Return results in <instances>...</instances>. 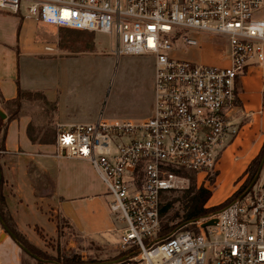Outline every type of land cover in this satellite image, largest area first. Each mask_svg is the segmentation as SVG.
Instances as JSON below:
<instances>
[{
	"label": "built area",
	"instance_id": "2783aa9c",
	"mask_svg": "<svg viewBox=\"0 0 264 264\" xmlns=\"http://www.w3.org/2000/svg\"><path fill=\"white\" fill-rule=\"evenodd\" d=\"M0 12L109 35L116 57L154 58L148 118L100 114L56 127V156L90 163L121 223L124 255L112 264H264V166L231 203L189 222L193 229L159 236L164 197L191 183L210 189L239 133L238 81L264 64V0H0ZM201 36L227 42L224 64L174 55L177 43L200 47ZM211 219L215 224L204 226Z\"/></svg>",
	"mask_w": 264,
	"mask_h": 264
},
{
	"label": "crops",
	"instance_id": "0c3cea01",
	"mask_svg": "<svg viewBox=\"0 0 264 264\" xmlns=\"http://www.w3.org/2000/svg\"><path fill=\"white\" fill-rule=\"evenodd\" d=\"M47 32L54 34L55 39L47 38ZM65 33L64 28L0 12L1 110L5 112L4 102L15 99L20 89L41 93L45 105L53 109L50 124L55 128L91 123L100 114L108 120L133 121L151 115L152 56H131L151 64L148 108L139 110L142 80L136 74L126 77L119 89L129 99H116L107 105L106 93L119 59L96 48L70 51L59 43ZM46 45L54 51L47 52ZM238 90L239 107L233 122L240 130L227 146L221 162L224 173L234 176L245 171L264 142V64L249 67L238 81ZM29 102L22 100L18 116L7 123L5 151L0 156L2 194L16 229L42 249H47L45 244L49 241L58 239V218L83 240L99 245L116 241L120 231L108 209L104 184L88 161L57 157L52 142L30 140L28 127L32 129L37 123L31 111H25ZM121 104L126 109H119ZM40 131L44 129L37 128L35 132ZM235 147L239 154L236 161L232 160ZM243 160L244 166L237 167ZM1 228L0 224V239L2 233L5 235L0 241V260L12 264L19 246Z\"/></svg>",
	"mask_w": 264,
	"mask_h": 264
},
{
	"label": "rangeland",
	"instance_id": "374dc122",
	"mask_svg": "<svg viewBox=\"0 0 264 264\" xmlns=\"http://www.w3.org/2000/svg\"><path fill=\"white\" fill-rule=\"evenodd\" d=\"M67 33L63 34L60 38V46H66L69 48L70 51H82L89 49L92 46L93 49H99L105 53H110L112 47L114 46L111 38L109 35L106 34H99L96 33L92 36V40L88 42V47L83 46V44L79 42V40L88 38L89 33L82 32V31H75L70 29H65ZM47 38H51L52 40L55 39V35L51 32H47ZM95 42V47H94ZM228 51L227 42L215 36H201V45L200 47L196 46H186L183 43H177L176 49L174 50V55L178 58H184L192 61H204V62H211L214 64H224L226 59L220 58V55H226ZM113 55V54H112ZM130 56V57H128ZM132 55H120L117 57L118 64L114 65V77L112 82L109 86L110 90L106 93V104H111L112 101H116V99H121L122 101H126L129 99L127 94H120L119 89L124 83V79L126 77H131L132 75L136 74L139 75L142 80V87L140 90L141 98H140V105L139 110L144 111L149 106V95H150V84H151V64L149 62H145L144 60L131 58ZM145 57H150L148 55H142ZM116 60V56L114 55ZM27 109L25 111H31L34 121L37 125L32 126L31 132L33 135L38 137L39 133H36L37 128H41L47 131H53L56 134V128L50 124V119L52 115V107L49 105H45L42 103L41 100L35 96L31 99L29 103H27ZM121 108L119 109H126L123 107L124 104L119 105ZM119 113L125 111H118ZM147 112V111H145ZM42 133V132H41ZM264 134V133H263ZM55 138V137H54ZM54 143V140H53ZM235 147L232 150V160L236 161L238 159V152ZM264 157V153L262 158ZM222 160L218 164L219 172L217 173V178L210 180V188L212 194L209 200L205 203L206 208H211L221 204L226 199L233 197L237 192L242 189L246 179L247 173L245 171L240 175H232V173H228L227 175L224 173V166L221 164ZM246 160H243L240 164L238 162L237 167L244 166ZM264 166V162L262 167ZM263 173H261V176ZM192 184V183H191ZM193 185H195L193 183ZM191 186V185H190ZM182 192L178 193H171L168 194L165 201L174 200V204L172 209L163 216V221H168L169 225L179 223L182 220V215L184 213L183 207L184 203L181 200ZM178 212V216L175 217L173 220H168L173 216L174 212ZM115 220V219H114ZM58 239L54 240V242H48L45 244L47 249L37 248L43 256L44 259L39 260L36 256L35 258L31 255L25 253L20 247L17 252V256L12 264H63L62 257L63 255H78L80 257L82 264H112L119 259V255L123 253L121 248V242L119 235L117 240L104 244L99 245L93 243L91 241L83 240L77 236V233L71 231V229H67V224L61 218H58ZM115 227L119 228L121 223L115 220ZM3 232L4 229L1 228ZM2 238L0 239V241ZM52 258V259H51ZM54 259V260H53ZM56 259V260H55ZM58 260V261H57ZM80 263V264H81ZM0 264H6L0 260Z\"/></svg>",
	"mask_w": 264,
	"mask_h": 264
},
{
	"label": "trees",
	"instance_id": "16d2710c",
	"mask_svg": "<svg viewBox=\"0 0 264 264\" xmlns=\"http://www.w3.org/2000/svg\"><path fill=\"white\" fill-rule=\"evenodd\" d=\"M89 35L91 36L86 38V40L85 39L79 40L80 44L82 43L83 46L88 47V42L92 40V36H93L92 34ZM62 47L65 46L62 45ZM86 50H92V46L89 47V49L86 48ZM35 96H37V98L41 100L43 104H46L41 93L33 92V91H22L20 89H18L17 96L15 99L4 102L3 108L7 113V118L5 121H3V119L0 118V156L5 151L4 139H5L7 123L18 116L21 109L22 100L25 99L27 101H31V99L34 98ZM28 135L32 142L40 141V142L53 143L56 134L53 131L51 132L44 130L42 133L40 131V135L38 137H35L32 134L31 126L29 125ZM263 153H264V142L259 153L250 161L249 165L247 166L245 172L247 173L248 176L244 185L242 186V189L239 192H237L235 195H233V197L226 199L217 206L206 208L205 203L211 197L212 194L211 190L204 187L196 188V186L193 185L192 183L191 186H189V188L183 191L182 192L183 194H181L182 196L181 200L184 203V207H183L184 213L182 215V220L179 223L171 224V225H169L168 221L164 222L162 220V227L159 236L164 237L176 229H185V230L193 229L194 226L192 224H189V222L194 221L200 217L209 215L211 213H214L216 211H219L220 209L231 203L236 197H238L243 192H245L249 188L252 180L254 179L255 175L258 172ZM2 184H3V177L1 174V166H0V224L2 228L6 233L11 234L12 239L17 243V245L21 246L24 250L28 251L32 256H36L39 260L44 259L45 256H43V253H41V251L36 249V247L32 245L27 240V238L16 229L15 224L5 206L4 196L2 194ZM176 200L179 199L168 200L161 205L160 212L162 217L168 214V212L172 209L174 201ZM177 216H178V212L176 211L173 213V216L168 220L169 221L173 220ZM123 255L124 253L119 255L118 257L120 258ZM62 260H63L62 261L63 264L81 263L80 257L78 255H63Z\"/></svg>",
	"mask_w": 264,
	"mask_h": 264
},
{
	"label": "water",
	"instance_id": "95a60500",
	"mask_svg": "<svg viewBox=\"0 0 264 264\" xmlns=\"http://www.w3.org/2000/svg\"><path fill=\"white\" fill-rule=\"evenodd\" d=\"M6 117H7V116H6L5 112H4L3 110H1V108H0V118H1V119H5ZM263 162H264V157L261 159V162H260V165H259L258 172H257V174L255 175L254 179L252 180L250 186H251L252 184H254V182L257 180V178H258V176H259V173H260V171H261V168H262ZM215 222H216V219H211V220L205 222V223H204V226H207V225H214ZM8 234H9V236H11L10 233H8ZM4 235H5V233H2V234H1V238H3ZM11 237H12V236H11ZM18 246H19V245H18ZM19 247H20L25 253H27L28 255H31L28 251L24 250L21 246H19ZM31 256H32V255H31ZM32 257L35 258V256H32Z\"/></svg>",
	"mask_w": 264,
	"mask_h": 264
}]
</instances>
